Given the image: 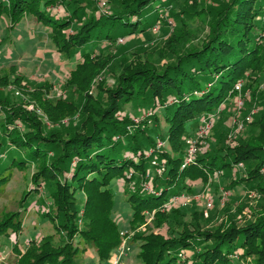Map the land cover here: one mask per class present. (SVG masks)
<instances>
[{
    "label": "trees",
    "instance_id": "1",
    "mask_svg": "<svg viewBox=\"0 0 264 264\" xmlns=\"http://www.w3.org/2000/svg\"><path fill=\"white\" fill-rule=\"evenodd\" d=\"M196 1L106 0L105 14L97 13L93 0H0V21H6L7 30L34 18L58 57L74 63L66 91H78L76 74L95 53L116 47L119 39L140 42L154 26L169 28L167 18L176 28L166 48L155 52L156 62L130 58L119 65L116 86L98 83L96 98L84 103L82 130L64 139H55L51 131L48 135L39 121L29 120L32 113L26 115L10 98L0 99L1 110L11 108L8 121H0V187L19 164L37 167L20 208L0 215V237L11 242L9 237L15 236L12 258L0 264H78L89 250L100 264H110L129 235L128 248H137L135 264H184L186 258L180 255L188 253L194 257L192 264H237L240 251L246 264H264V218L240 227L225 221L208 233L195 206L178 204L160 211L172 197L193 193L198 183L210 185L218 174L230 180L225 189L245 185L264 197V0H212L216 7L198 13L207 31L195 45L191 39L202 27L192 32L193 14L187 9L195 8ZM58 5L69 16L54 14ZM126 49L135 56L130 44ZM238 82L240 95L248 92L240 109L255 106L258 112L243 122L238 133L244 131L246 137L235 139L238 146L226 147L223 121L237 109ZM78 92L84 97L82 89ZM61 101L46 105L56 110ZM128 107L145 112L131 118ZM9 120L20 121L22 129L10 133ZM204 120L211 122L210 129L198 137ZM131 126L136 127L133 132ZM189 139L196 140L197 151L193 162L181 168ZM158 143L162 145L157 148ZM6 150L11 153L5 155ZM239 164L243 174H238ZM116 191H122L131 209L124 236L114 220ZM32 202L46 209L40 219L51 224L58 240L51 234L40 239L32 235L20 248V212ZM148 223L164 233L147 230Z\"/></svg>",
    "mask_w": 264,
    "mask_h": 264
},
{
    "label": "rangeland",
    "instance_id": "2",
    "mask_svg": "<svg viewBox=\"0 0 264 264\" xmlns=\"http://www.w3.org/2000/svg\"><path fill=\"white\" fill-rule=\"evenodd\" d=\"M93 1L98 8L97 13L106 14L108 12L106 0H102L105 2L104 6L101 5L102 7L99 6L100 2ZM216 5L217 3L212 0H197L195 8L190 9L187 6V11L193 14L192 17L190 16V24L193 29L192 32L198 27H202L200 31L196 30L199 34L192 37L191 44H199V38L204 37L207 31L205 23H202V25L199 24L202 19L201 16H198V13L201 10L207 13L210 8H214ZM55 11L57 12L54 14L65 17L69 16L68 12L61 5H58ZM167 20L169 28H160L156 31L151 30L145 37H139L141 40L140 42L137 40L129 42L126 39H119L116 42V47L112 48L108 53H95L91 57L90 63L80 69L73 79L78 84L77 90L80 91L82 89V91H84V97L74 89L66 91L65 81L69 76V72L73 69L74 63H66L58 57L45 35L44 28L38 25L34 18H30L27 23L24 19L17 26L9 30L6 29V21L1 20L0 82L2 83L0 84V99L6 100L10 98L13 106L23 109L26 115L32 113L28 116V118H30L29 120L39 121V125L42 124L45 127L44 130H46L48 135L51 131L55 139H64V137L72 134V132L82 130L83 106L84 103L87 102V99L96 98L94 94L97 84L101 82L103 85L109 87L117 85L120 64L130 61V58L135 62L141 59L154 62L157 61L155 52L157 50L163 51V49L166 48L167 42L171 39L173 31L176 29L173 21L169 18H167ZM67 34L73 35V32L69 30ZM127 43L130 44L131 50L135 56L130 57V55L127 54ZM78 62H82V60L80 59L76 63ZM92 91L93 95H91ZM40 95L43 97H40ZM35 100H40V103H37ZM57 100L64 101H61L63 106H59L56 110H50L46 104H54ZM70 102H73L74 105ZM230 106L234 107L233 102L230 103ZM10 109V107H7L6 111L0 109L2 115L0 120L1 123H4L3 119L8 121L9 113L7 112H10ZM13 109L12 111L17 110L15 108ZM134 109L131 107L127 109V111L130 112L129 117L131 118H137L139 112L140 116L145 112L140 110L136 113ZM233 110L232 108L227 119L223 121L224 127L228 130V132H225L223 141L226 147L238 146V141L235 139H244L246 133L244 131L242 133H238L239 131L236 132L237 125L245 122L246 118L249 116L253 118L258 112V108L255 106L245 110V112L238 108ZM148 121L151 122V119ZM147 124L150 125L149 123ZM140 125L144 124L140 123ZM6 128L10 133L14 129H22L21 122L16 121L12 123L10 121L8 125H6ZM135 128L131 126V132H133ZM0 135H2L1 131ZM206 136H204L203 139ZM163 144L165 148L168 149V145L164 143V141ZM10 153V151H7L5 155ZM2 159L1 157L0 160ZM36 168L35 164H19L18 167L10 171L9 179L0 187V215L4 211H14L20 208L19 204L21 197L25 192L32 189ZM238 170L240 171L238 174H243L245 172L243 171V167ZM235 174L236 172L234 173L233 171L231 176L235 180H238V174ZM260 175L264 178V168L260 170ZM244 176L245 174L242 177ZM222 180L224 179H221V174H218L215 178L212 177L210 179V185L198 183L195 185L193 193L185 195L189 198L187 200H190L187 206L190 205L193 208L195 206L198 212H202L208 233L214 231L225 221H231L235 223L237 227H240L257 218H264V197L251 191V189L245 185H238L239 187L236 188V190L229 191L225 189L224 186L226 185L227 187L230 180L227 182L225 180L222 182ZM123 200L122 191H116L114 220L120 231L126 232L128 231L131 209L129 204ZM45 210L46 209H39V203L32 202L27 210H22L20 212V220L23 225L19 239L20 248L23 242L32 235L36 239H40L43 235L51 234L56 241L58 240V236L52 229L51 224L41 221L40 219L41 214ZM147 227V230L164 233L162 227L158 230L153 227L152 223H148ZM9 239L11 242H8L4 237H0V263H6L12 258L11 247L15 241V236L11 235ZM136 252V246L130 247L126 255L121 258L120 264H135L134 257ZM239 253L240 256H238V261L235 263L246 264L244 259L241 258L243 252L240 251ZM113 254H115V252ZM192 257L193 255L191 253H188L187 256L183 254L182 258H186L184 264H192ZM247 260L249 261L248 258H246V261ZM193 262L195 264V261ZM78 264L100 263L94 251L89 250L80 256Z\"/></svg>",
    "mask_w": 264,
    "mask_h": 264
},
{
    "label": "built area",
    "instance_id": "3",
    "mask_svg": "<svg viewBox=\"0 0 264 264\" xmlns=\"http://www.w3.org/2000/svg\"><path fill=\"white\" fill-rule=\"evenodd\" d=\"M96 2H100L99 6L102 7L105 5V2H103L102 0H95ZM102 5V6H101ZM56 9V8H55ZM157 26H154L152 28L153 31H156L157 30ZM122 41V40H120ZM234 90L236 92H238V99L236 100V107L238 109H240L243 105V102H244V98L247 96V93L244 95V96H241L240 95V92L242 90V83L241 82H238L235 87H234ZM150 115V113H147L144 117H148ZM251 119V116L247 117L245 122H249ZM140 122V120L138 119H135L134 120V124L135 125H138ZM210 125H211V122L209 120H204L203 121V125L198 129V137H201L203 136L209 129H210ZM243 128V123H240L239 125H237V128H236V132L242 130ZM187 144H188V150H187V153H186V158H185V161L184 163L182 164L181 168H184L185 166H189L192 162H193V157L197 151V146H196V140H187ZM162 144L161 143H158L157 144V148L160 147ZM149 155V154H148ZM154 164V163H153ZM238 169L242 168V164H239L237 166ZM163 171V169L159 170L158 171V174ZM145 189L149 190V188L147 186H145ZM223 197V196H222ZM189 199L187 196L185 195H180V196H174L172 197L168 203H166L165 205H163L161 208H160V211H164L166 210L167 208H169L170 206H174V205H178V204H181L182 206H185L189 203L190 200H187ZM153 218V213L150 214V217L149 219L151 220ZM126 234V232H122L121 235L124 236ZM129 236L127 237H124L123 238V241H122V244L119 246V248L117 249V251L115 252V254L112 256L111 260H110V264H120L121 262V258L123 256L126 255V252L129 251V248H128V241H129ZM180 257H182V254L180 255Z\"/></svg>",
    "mask_w": 264,
    "mask_h": 264
},
{
    "label": "crops",
    "instance_id": "4",
    "mask_svg": "<svg viewBox=\"0 0 264 264\" xmlns=\"http://www.w3.org/2000/svg\"><path fill=\"white\" fill-rule=\"evenodd\" d=\"M30 19V17H27V18H25V20H26V23H27V21ZM17 26V25H16ZM37 27V26H36Z\"/></svg>",
    "mask_w": 264,
    "mask_h": 264
}]
</instances>
